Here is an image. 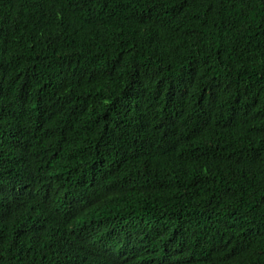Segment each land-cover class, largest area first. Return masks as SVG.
Instances as JSON below:
<instances>
[{
  "label": "trees",
  "instance_id": "obj_1",
  "mask_svg": "<svg viewBox=\"0 0 264 264\" xmlns=\"http://www.w3.org/2000/svg\"><path fill=\"white\" fill-rule=\"evenodd\" d=\"M0 264H264V0H0Z\"/></svg>",
  "mask_w": 264,
  "mask_h": 264
}]
</instances>
